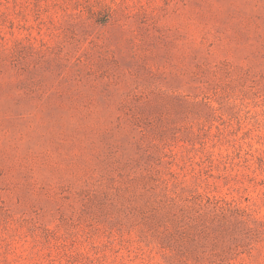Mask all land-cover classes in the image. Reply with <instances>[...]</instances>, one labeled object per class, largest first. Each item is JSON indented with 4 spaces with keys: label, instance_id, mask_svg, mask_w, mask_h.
Segmentation results:
<instances>
[{
    "label": "rangeland",
    "instance_id": "obj_1",
    "mask_svg": "<svg viewBox=\"0 0 264 264\" xmlns=\"http://www.w3.org/2000/svg\"><path fill=\"white\" fill-rule=\"evenodd\" d=\"M0 264H264V0H0Z\"/></svg>",
    "mask_w": 264,
    "mask_h": 264
}]
</instances>
